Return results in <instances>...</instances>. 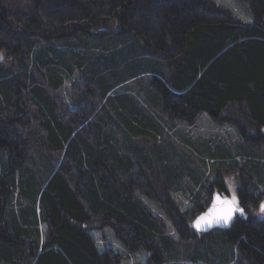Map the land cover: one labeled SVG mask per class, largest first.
Here are the masks:
<instances>
[{
  "label": "trees",
  "instance_id": "1",
  "mask_svg": "<svg viewBox=\"0 0 264 264\" xmlns=\"http://www.w3.org/2000/svg\"><path fill=\"white\" fill-rule=\"evenodd\" d=\"M245 1L252 23L211 0H0V264H123L106 228L146 264H264V0ZM202 114L237 143L167 141ZM224 174L245 213L196 232Z\"/></svg>",
  "mask_w": 264,
  "mask_h": 264
},
{
  "label": "rangeland",
  "instance_id": "2",
  "mask_svg": "<svg viewBox=\"0 0 264 264\" xmlns=\"http://www.w3.org/2000/svg\"><path fill=\"white\" fill-rule=\"evenodd\" d=\"M214 4H216L220 8H224L229 10L232 15L239 21L245 22V23H252L255 21V15L250 10L249 5L245 0H211ZM168 135H167V141L170 143H174L176 148L180 151L182 149V146L185 145V139L182 137H187L190 143L195 142L196 150L195 151L197 155L199 154V151H202L205 149L204 146H201L203 143L207 141H214L213 143L218 142H229V139L232 143H237V134L235 131V128H233L232 125H229L227 123H217L212 120L207 114H202L194 126H184L183 124H176L174 130L167 129ZM170 130V131H169ZM193 141V142H192ZM194 154V155H195ZM211 175L212 172L208 171ZM213 179V178H212ZM224 180L227 183L231 196L236 199V186L238 184L237 180L232 177L230 174H224ZM213 181V180H212ZM177 198L179 201L183 203V205L188 204V201L183 197L182 194L177 195ZM264 204V198L261 200L259 207L256 211V216L258 218H263L264 213L261 212L260 206ZM155 210L158 211L157 214L160 215L161 212H159L158 209L154 207ZM93 236L96 238L99 248L103 250L104 246H111L116 251L122 253L123 255V264H146L149 255L146 253H129L124 245L117 240V238L114 235V232L110 228H106L102 231H93ZM99 238L100 240H98Z\"/></svg>",
  "mask_w": 264,
  "mask_h": 264
},
{
  "label": "water",
  "instance_id": "3",
  "mask_svg": "<svg viewBox=\"0 0 264 264\" xmlns=\"http://www.w3.org/2000/svg\"><path fill=\"white\" fill-rule=\"evenodd\" d=\"M217 197H219L220 199L217 200ZM232 199L233 198L231 196L215 193L207 209L194 219L192 223L193 229L199 233H208L212 230H224L228 228L237 216L241 217L244 215H241L240 212L237 211L232 214L231 219H229L226 224L223 222V220H220L219 223L216 222L217 218L223 216L224 209L227 207L225 204L222 203V201H231ZM237 207L242 208L240 207L238 202ZM202 217L204 219H201ZM197 221L200 222L199 228L196 226ZM209 222H211V226H209Z\"/></svg>",
  "mask_w": 264,
  "mask_h": 264
},
{
  "label": "snow or ice",
  "instance_id": "4",
  "mask_svg": "<svg viewBox=\"0 0 264 264\" xmlns=\"http://www.w3.org/2000/svg\"><path fill=\"white\" fill-rule=\"evenodd\" d=\"M220 198L217 197V200ZM223 204H225L227 207L224 209V214L223 216L217 218L216 222L219 223L220 220H223V222L226 224L229 219H231V216L234 212L239 211L241 215L244 214V209L237 207V201L235 198H233L231 201H222ZM260 210L262 213H264V204L260 206ZM201 219H204L203 217ZM196 226L199 228L200 227V222L197 221ZM209 226H211V222H209Z\"/></svg>",
  "mask_w": 264,
  "mask_h": 264
}]
</instances>
